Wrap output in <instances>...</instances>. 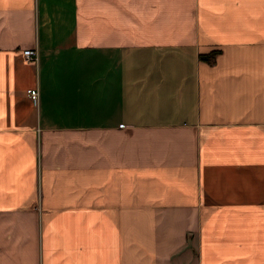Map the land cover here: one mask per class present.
<instances>
[{"label": "crops", "instance_id": "crops-1", "mask_svg": "<svg viewBox=\"0 0 264 264\" xmlns=\"http://www.w3.org/2000/svg\"><path fill=\"white\" fill-rule=\"evenodd\" d=\"M0 264H264V0H0Z\"/></svg>", "mask_w": 264, "mask_h": 264}, {"label": "built area", "instance_id": "built-area-1", "mask_svg": "<svg viewBox=\"0 0 264 264\" xmlns=\"http://www.w3.org/2000/svg\"><path fill=\"white\" fill-rule=\"evenodd\" d=\"M23 55L29 61H35L37 59V52L34 49L24 50ZM28 96L33 102L37 103L39 100V90L37 88L28 90Z\"/></svg>", "mask_w": 264, "mask_h": 264}, {"label": "trees", "instance_id": "trees-1", "mask_svg": "<svg viewBox=\"0 0 264 264\" xmlns=\"http://www.w3.org/2000/svg\"><path fill=\"white\" fill-rule=\"evenodd\" d=\"M217 52H212L211 54H209V55H202L201 57L202 58H206V59H208V58H210V57H213V55H215Z\"/></svg>", "mask_w": 264, "mask_h": 264}]
</instances>
